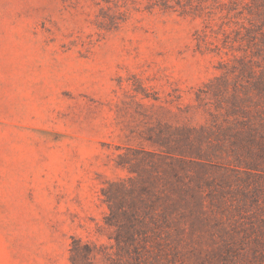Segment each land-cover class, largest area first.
<instances>
[{
    "label": "rangeland",
    "instance_id": "rangeland-1",
    "mask_svg": "<svg viewBox=\"0 0 264 264\" xmlns=\"http://www.w3.org/2000/svg\"><path fill=\"white\" fill-rule=\"evenodd\" d=\"M0 264H264V0H0Z\"/></svg>",
    "mask_w": 264,
    "mask_h": 264
}]
</instances>
